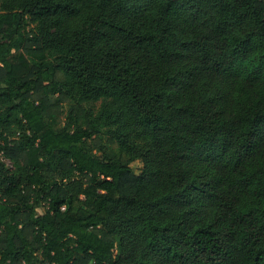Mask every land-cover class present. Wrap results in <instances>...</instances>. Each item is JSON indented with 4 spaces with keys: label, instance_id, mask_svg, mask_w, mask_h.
Returning <instances> with one entry per match:
<instances>
[{
    "label": "trees",
    "instance_id": "1",
    "mask_svg": "<svg viewBox=\"0 0 264 264\" xmlns=\"http://www.w3.org/2000/svg\"><path fill=\"white\" fill-rule=\"evenodd\" d=\"M0 264H264V0H0Z\"/></svg>",
    "mask_w": 264,
    "mask_h": 264
},
{
    "label": "rangeland",
    "instance_id": "2",
    "mask_svg": "<svg viewBox=\"0 0 264 264\" xmlns=\"http://www.w3.org/2000/svg\"><path fill=\"white\" fill-rule=\"evenodd\" d=\"M68 109H69L68 106L67 105H64V107H63V114L61 116H59V117L56 118V125H57V127H62V126L65 125V123H66V114L68 112ZM2 160L5 162V164L7 166H9V167L11 166V163L9 162V160L4 159V158H2Z\"/></svg>",
    "mask_w": 264,
    "mask_h": 264
}]
</instances>
